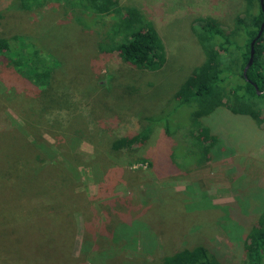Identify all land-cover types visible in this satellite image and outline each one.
I'll list each match as a JSON object with an SVG mask.
<instances>
[{
	"label": "rangeland",
	"instance_id": "1",
	"mask_svg": "<svg viewBox=\"0 0 264 264\" xmlns=\"http://www.w3.org/2000/svg\"><path fill=\"white\" fill-rule=\"evenodd\" d=\"M11 1L0 0V37L22 35L49 57L54 68L53 104L54 89L58 87L66 95L63 109L45 119L65 124L79 118L88 133L96 135L94 143L84 142L71 151L73 172L69 173L75 179L71 187L83 192L88 212L95 209L104 220L111 219L108 226L115 228V240L122 233L131 239L138 235L133 245L120 246L114 259L101 264H153L194 244L208 247L219 264H241L245 237L264 211V132L250 119L220 108L208 122L221 134L226 155L200 166L192 164L190 145L185 142L191 109L178 107L174 95L203 59L192 25L198 19L213 17L229 30L234 18L244 11V0H119L151 21L164 44L165 65L154 72L124 64L116 53L97 51L95 44L111 17L97 20L93 30H86L74 17L80 16L89 24L88 15L66 10L63 2L47 0L42 9L25 12L13 8ZM228 75L236 80L233 67ZM3 86L0 81V118L9 121L10 117L21 125L11 104L2 98ZM20 101H27L23 92ZM22 104L24 111L28 106ZM147 117L154 123L169 124L176 133L168 137L163 126L155 124L144 147L127 155L110 154L111 139L137 133L140 121ZM43 138L57 153V140L46 133ZM139 157L146 158L152 167L127 165L128 160ZM115 171L117 176L108 183ZM110 185L112 192L106 191ZM112 198L113 215L108 202ZM100 202L108 208L99 209ZM74 217L70 254L77 258L83 216L76 212ZM122 224L129 228H120Z\"/></svg>",
	"mask_w": 264,
	"mask_h": 264
},
{
	"label": "trees",
	"instance_id": "2",
	"mask_svg": "<svg viewBox=\"0 0 264 264\" xmlns=\"http://www.w3.org/2000/svg\"><path fill=\"white\" fill-rule=\"evenodd\" d=\"M55 1L63 2L66 10H79L82 15H88L89 24L80 16L74 17L86 30H93L97 20L111 17L101 40L95 44L99 53H116L122 63L138 70L154 72L165 65L164 44L153 23L137 8L121 5L119 0ZM46 2L11 1L15 4L13 8L25 12L42 9ZM244 2V11L234 18L229 30L213 17L198 19L191 27L203 59L191 70L190 77L179 85L174 100L178 107L191 109V128L186 132L185 142L190 145L192 164L197 166L226 155L221 134L208 122L218 114V109L248 118L264 132V28L254 43L253 62L246 72L248 81L242 75L249 59L250 44L259 32L264 14L259 0ZM20 36L0 37V81L5 88L2 98L11 104L10 108L22 121L20 125L10 117L9 121L0 118V264H101L111 257L114 259L115 251L120 246L133 245L138 235L131 239L122 233L115 240V228L111 230L108 226L111 219L106 217L104 220L95 209L88 212L83 203L86 199L83 192L71 187L75 180L69 173L73 172L70 164L74 154L71 151L84 142L94 143L96 135L88 133L79 118L65 124L45 119L63 109L66 95L60 93L58 87L54 89L56 102L53 104L52 61ZM229 67L235 70V81L228 75ZM253 85L261 94H257ZM21 92L27 99L24 104L20 101ZM16 103L18 105L14 106ZM20 104L28 107L21 111ZM155 124L163 126L168 137L176 133L169 124L143 118L137 133L111 139L110 154L121 156L138 151L149 142ZM45 133L57 140V153L50 150L49 143L43 138ZM153 162L156 164L154 159ZM133 163L152 167L144 157L127 161L128 166ZM113 173L108 183L114 181L118 171ZM112 187L110 185L106 191L112 192ZM113 200L108 201L112 215L116 209ZM97 207L107 206L100 202ZM76 212L83 216V235L80 255L74 258L70 246L76 229ZM120 228L129 227L122 224ZM195 245L153 264H219L208 247ZM243 254L241 264H264V211L245 237Z\"/></svg>",
	"mask_w": 264,
	"mask_h": 264
},
{
	"label": "water",
	"instance_id": "3",
	"mask_svg": "<svg viewBox=\"0 0 264 264\" xmlns=\"http://www.w3.org/2000/svg\"><path fill=\"white\" fill-rule=\"evenodd\" d=\"M259 3H260L261 11H262L263 14H264L263 0H259ZM263 28H264V21H263V23L260 25V29H259V32H258L257 36L255 37V39H254V40L251 42V44H250L249 59H248V62H247V64H246V66H245L244 69H243V72H242V75H243V77H244L245 79H246V72H247L248 68L252 65V62H253V56H254V43H255V41L259 38L260 34L262 33ZM246 81H248V80L246 79ZM253 86H254L255 90L257 91L256 86H255V85H253ZM257 94L259 95V94H261V92H258V91H257Z\"/></svg>",
	"mask_w": 264,
	"mask_h": 264
}]
</instances>
